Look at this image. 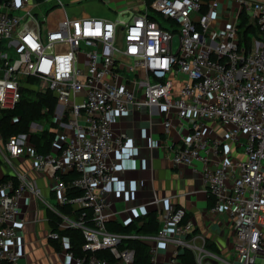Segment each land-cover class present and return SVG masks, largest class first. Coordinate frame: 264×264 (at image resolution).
Segmentation results:
<instances>
[{
    "label": "built area",
    "instance_id": "obj_1",
    "mask_svg": "<svg viewBox=\"0 0 264 264\" xmlns=\"http://www.w3.org/2000/svg\"><path fill=\"white\" fill-rule=\"evenodd\" d=\"M232 1L259 31L248 48L237 22L211 36L202 0H145L142 12L127 19L69 17L62 0H0V109L14 111L25 93H49L58 106L52 120L62 131L47 154L31 142L36 123L29 133L0 142L4 166L14 173L13 180H0V264H22L15 222L26 197L57 214L59 229L81 230L91 254L76 258L80 264H134L135 250L122 247L127 240L148 243L153 264L161 252L168 254L166 264H181L185 250L196 264H264V0ZM55 7L65 16L51 23ZM152 107L165 133L173 128L170 113L189 122V134L170 147L171 159L201 164L210 212L231 221L226 252L208 248L184 207L161 211L153 235L107 229L111 155L128 139L112 124L132 109ZM237 148L243 158L234 157ZM19 157L48 177L57 204L17 168ZM73 189L82 194L70 198ZM65 205L78 216L62 214L58 206ZM49 238L62 239L52 231ZM98 250H108L113 260L93 254Z\"/></svg>",
    "mask_w": 264,
    "mask_h": 264
},
{
    "label": "crops",
    "instance_id": "obj_2",
    "mask_svg": "<svg viewBox=\"0 0 264 264\" xmlns=\"http://www.w3.org/2000/svg\"><path fill=\"white\" fill-rule=\"evenodd\" d=\"M62 1L65 4L66 14L74 18L127 19L132 14L142 12L145 4V0ZM93 1L104 6L105 9L100 13L88 9L87 5ZM202 1L203 12L211 15L212 37H215L226 26L239 23L240 9L237 2L232 0ZM64 16V11L55 7L50 11V22L56 23ZM158 113L156 107L132 109L118 116L112 124L116 135L125 133L128 139L122 150L111 155L114 165V181L109 187L107 196L111 204L108 209L107 222H117L127 226L137 218L151 212H156L158 216L161 211L170 206L184 207L188 216L193 220L198 234L213 242L218 250L224 253L228 241L233 236L231 221L226 214L215 215L210 212L209 195L201 179V164L174 165L171 159L170 147L189 134L186 124L188 126L190 124L179 120L175 113H170L169 118L173 128L169 133H165ZM211 126L217 134H223L221 127L216 124H211ZM55 131L58 135L59 130L55 129ZM2 141L0 136V142ZM233 155L243 158V149L237 148ZM15 164L19 170L36 179L46 197L53 198L54 204H57L56 195L51 191L48 177L32 168L30 158L19 157ZM6 175L12 176L14 173L12 169L4 166L0 154V180ZM155 198L158 202L150 204ZM48 211L49 209L34 197H26L22 202L21 214L15 222V227L21 237L22 264H80L76 258L69 255V238L62 237L57 241L60 250L55 248L54 241L49 238L51 227ZM167 261L168 254L159 253L157 264H166Z\"/></svg>",
    "mask_w": 264,
    "mask_h": 264
},
{
    "label": "trees",
    "instance_id": "obj_3",
    "mask_svg": "<svg viewBox=\"0 0 264 264\" xmlns=\"http://www.w3.org/2000/svg\"><path fill=\"white\" fill-rule=\"evenodd\" d=\"M3 1V0H1ZM203 12V10H202ZM205 13V12H203ZM155 18L154 16H151ZM239 37L240 43L245 47H249L252 38L257 36L259 31L250 23L249 18L244 14L239 15ZM173 31H176L174 29ZM57 106L55 98L47 94H30L25 93L21 103L14 111H5L0 109V136L3 141H7L12 136L29 133L32 123L37 121L49 120L54 115V110ZM47 115V117H46ZM56 125L54 123L49 124V129L43 130L41 133L33 134L31 136V142L36 147L37 151L43 154H47L51 151L53 141L56 137ZM65 180L69 179V175H64ZM14 177L6 175L1 181L13 180ZM82 193L80 190L69 191V197L75 198ZM210 205L213 203L212 196H209ZM59 211L62 214L72 216L76 218L77 213H72L69 205L59 206ZM48 219L52 232H58L60 236H66L70 241L69 253H73L74 258H79L82 255H90L91 252L85 251L83 246L85 240L80 229L67 228L59 229L61 218L52 211H48ZM106 227L109 231L116 233H144V234H156L159 230L158 216L156 212H151L144 216L137 218L133 223L123 226L117 222H107ZM52 240V239H51ZM55 248L59 251L60 246L56 240H53ZM206 245L209 249L218 252L217 247L213 242L207 239ZM130 247L135 250L134 264H153L151 261L150 245L148 243L139 240H127L122 247ZM99 258H107L113 260L112 254L108 250H98L94 252ZM181 264H196L193 253L191 251H184L179 256Z\"/></svg>",
    "mask_w": 264,
    "mask_h": 264
},
{
    "label": "rangeland",
    "instance_id": "obj_4",
    "mask_svg": "<svg viewBox=\"0 0 264 264\" xmlns=\"http://www.w3.org/2000/svg\"><path fill=\"white\" fill-rule=\"evenodd\" d=\"M87 7H89L88 9H92L95 13H100V12H102L104 9H105V7L104 6H101V5H99L97 2H94L93 1V3H91L90 5L88 4L87 5ZM80 9V8H79ZM82 10V9H81ZM151 12L153 13V11L151 10ZM46 117H47V115H46ZM53 116L51 117V119H49V120H40V121H37L36 122V126H35V128L38 130V133H41V132H43V130H47V129H49V124L52 122V123H54L55 125H56V130H59L58 129V126H57V123L56 122H54L53 120ZM61 131V130H60ZM59 135H62L60 132H59ZM51 203H55V201H54V199L53 198H47ZM62 237H66V236H62ZM258 262H261V260L260 259H258Z\"/></svg>",
    "mask_w": 264,
    "mask_h": 264
},
{
    "label": "water",
    "instance_id": "obj_5",
    "mask_svg": "<svg viewBox=\"0 0 264 264\" xmlns=\"http://www.w3.org/2000/svg\"><path fill=\"white\" fill-rule=\"evenodd\" d=\"M178 45H179V39H178V36H175L173 38V50H174V52L177 51Z\"/></svg>",
    "mask_w": 264,
    "mask_h": 264
}]
</instances>
